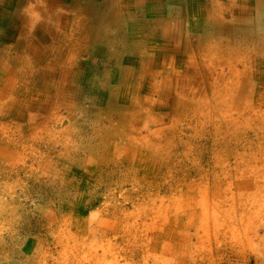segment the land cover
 Wrapping results in <instances>:
<instances>
[{
  "label": "bare ground",
  "instance_id": "1",
  "mask_svg": "<svg viewBox=\"0 0 264 264\" xmlns=\"http://www.w3.org/2000/svg\"><path fill=\"white\" fill-rule=\"evenodd\" d=\"M98 1L102 5L100 6L102 8L101 18H106V20L111 19L113 21L119 20L122 25L133 20L135 22L131 26V32L135 35L139 27V22L136 21L141 20L139 13L136 11L138 7L144 5L145 17L148 18L151 25L156 21L155 19L161 17L159 23L162 24L164 29L162 28V30L159 29L154 31L151 37L145 42L147 47L145 46L146 48L144 51L152 52L151 57L148 56L149 58H145V56H143L145 54L142 55L139 52V66L136 61V64L128 65V63L135 59L134 52L136 51L131 52L129 56L126 54L119 59L120 63L123 64V72H115L119 67H115L114 65L110 69V72L105 74L102 79H95L91 75L89 77V75L84 73L81 75V73L78 74L74 71L78 62L80 63L81 61L76 59L78 58L76 55H78L77 51L80 53L81 50L84 49V44H81L82 42L76 43L75 45L66 44L67 46L64 45L65 43L60 45H58L59 43H44L49 36L40 35L41 42L31 43L30 45L27 43V50H29V52L27 57L23 59L22 64L18 62V48L14 46L13 43L6 42L4 45H0V48L3 49H0V106L10 108L19 105L15 106V108L18 109L16 112L13 111L10 113L14 115L17 121L28 118L30 125L27 130L31 131L33 126L41 123L38 114L42 108L47 107V103L51 110L57 109L60 103L65 104L67 113H74L75 108L77 109L78 107L75 101L78 102V97L86 92L84 86L89 83H86L88 77L92 86L94 84L98 86L97 88L102 89L98 92L99 97H97L96 100H105V107L108 111L104 114V118L109 119L113 114L118 117L116 125L108 124L104 129L107 134L112 132L118 133L122 140L125 142L131 141L132 145L139 142L144 146L143 149L147 148L149 151L148 153L151 154L152 152H156V156L158 157L161 150L169 149L168 151H176L181 145L187 146L185 150H189L193 144V142L190 141V137L185 141H181V138L180 140L178 139L185 135V131L189 130L191 132L190 134L193 133L195 135L203 136L205 134L207 137L210 136L211 132L210 137L212 140L216 139V141H211V145L212 142L220 144L217 140L220 141L222 138L227 142L229 141V143H233L231 149L225 148L224 146V148L209 150L207 156L209 159H212V162H210V164L208 163L210 167L220 171L225 177H227V173L228 176L234 175L240 177L244 175L247 176V178L250 177L251 183H230L229 180L221 184L194 183L190 185V191L187 190L189 192L188 194L186 193L187 195L175 196L173 194L175 197H172V200L169 199V201H171H168L169 203L165 202L163 197L157 199L154 196L155 198L153 199L158 200L157 205L154 204V200L151 198L145 202L141 208L139 207L140 209L131 214L136 217L135 219L139 218L141 214L144 215V218L148 216L146 218L149 219V223L141 221L139 224H135L131 222L127 225V228L123 226L127 230L121 232V235L118 236L114 242L105 238V242L97 244L101 252L96 251L95 243L91 241L89 247H86V251L81 255V259L83 258L82 261H86L87 264H210V262L211 264H220V262L232 264L234 255L237 257L239 254L240 256H245V254L249 252L250 256H252L247 258V262H251L253 258L252 264H264V233L258 234V229L264 222H256L258 218L260 219V216L264 214V38H260L257 32H253V36H247L242 31L244 28H248V26L245 27L243 24H239V26L231 24L227 28L229 30L228 32L222 31L221 28L223 29V27L218 23L224 18L222 14V5L224 1L217 0L215 2H206L205 4H210L212 8V12H208L206 20V22H209L210 30L219 35L220 39L222 38L223 40H231L235 35L243 34V38H240V41L244 42V44L246 43L244 51L240 53L243 57L241 55V58H237L238 61L243 64L242 69L233 68L234 64H231L229 73H227V78H223V75H217L220 81V84H218L215 80L209 81V70L216 64L215 62L221 63V58H223L225 54H239L240 51L232 45H223L225 42H221V44L218 45L211 44V47L205 46L202 39L200 38L199 40V37L193 49L184 32V27L180 28V21L183 19L182 14L174 17L176 26H173L167 20L169 17L164 15L161 11L162 3L166 1L173 2L174 0ZM193 1V6L190 5L191 8H193V12L201 14V5L199 6V3L195 0ZM177 2L180 3L179 1ZM240 2H244V4L232 5V17L238 19L239 21H237L240 23V21L246 19L247 14L251 11V6H254L257 9V24L259 23L258 25L261 26L260 20L264 17V0H240ZM33 3L37 4L39 7L45 4L43 0H34ZM7 5H9V0H0V33L9 37L12 28L7 19ZM108 5H112V7H114L113 9H116L118 12H112V9L109 12L106 7ZM46 7H48L47 4L43 8L44 15L49 14L48 8ZM40 12L38 11L39 14ZM38 13H36V15ZM118 13L119 17L117 18L116 16ZM215 15L219 17L215 18ZM23 16H25V13ZM49 16L51 17V15ZM162 17L168 22L167 25L162 22ZM33 21H31V23ZM35 23L37 24L36 21ZM38 24L40 25V23ZM225 26L227 27V25ZM190 27L193 38V23ZM60 28H62V26ZM164 31L165 34L163 36L157 35V32L164 33ZM181 32L183 35L182 37L180 34ZM97 34L96 37L99 38L100 35ZM205 36L206 34H203V37ZM145 44H142V47ZM20 46L22 47V43ZM191 49L206 60L202 58L198 62L191 59V67L189 64H183L179 57H181L182 53L189 56ZM249 54L257 55V57L253 56V59L250 58L252 62H254L253 64L249 60ZM247 55L248 58H246ZM233 56L234 55H232V58ZM226 60L227 57L224 58L225 62ZM233 61H236V59ZM163 62H168L170 66L175 67L173 69L175 70L174 73L171 71H166L164 73L160 72L162 71L160 70V66ZM152 69L153 72H151ZM50 70L55 72H50ZM214 70L216 72L217 69ZM55 74L57 76H55ZM170 74L175 76L174 80H172ZM147 75H150V77L139 84V79H143ZM144 82L147 86H144ZM28 83H31L33 86L28 88L26 86ZM128 83H135L132 87L136 90L146 89L148 92L153 91L151 94H154L156 98L152 96L149 97L147 94V96L137 99L134 97V99L131 102L129 101L125 106L117 105L113 99H116L117 95L120 97L121 101L126 99V87ZM107 84L111 87L110 93L113 96H109L105 90L108 87ZM103 87H105V89ZM118 90H120L119 93H117ZM86 96L91 97L89 94ZM32 97H35V100H33ZM3 98H6V100H2ZM91 99L95 100V98L92 97ZM82 108L94 117L99 118V109H93V107L90 106ZM161 108H170L173 114L176 115L175 122L171 124L170 127H163L160 129L158 126L162 117L158 110ZM54 110L49 112L52 116H54V114H52ZM140 116L147 117L145 121H143L145 123L141 125L142 131H145L144 134L146 135L137 139L138 137L135 135H138V132H136L132 126L136 118L139 117L141 121ZM207 127H209L210 132L205 130ZM53 128L51 129L53 130ZM50 132L49 130V133ZM249 132H251L253 140L244 138V135L249 134ZM197 142L198 140L196 143ZM220 145H218V147H220ZM137 148V150H141L139 147ZM198 148H201L200 145ZM145 152L147 153V151L141 152L140 157L138 156L136 159H133L131 161L133 164L130 165L137 167L136 169H141L135 171V181L143 182L146 178H151L149 183H152V177L157 168L154 167V165L157 164V162H154L151 167L152 161H150L151 164L147 162L146 165L148 166L144 165L146 159H142V157L146 154ZM129 153H127L126 156ZM183 156L187 157L185 153ZM160 160L166 161V157H162ZM166 170L170 172V169ZM211 174L209 176H211ZM187 175H189V172ZM199 176L198 173V177ZM180 178L182 179V177ZM206 179L208 178L206 177ZM234 186L237 187V191H233ZM112 216H115V214L113 213ZM164 224L169 226L165 231H163ZM76 226H78V223ZM256 227L258 233L255 231ZM156 228L157 232H154V234L150 236L148 231H150V229L155 230ZM166 233L169 237L164 239L163 234ZM118 240L119 242H117ZM79 248L81 247L72 249L79 252ZM74 257H77L76 254H74ZM121 260L124 262H120ZM81 263L82 262L79 264Z\"/></svg>",
  "mask_w": 264,
  "mask_h": 264
},
{
  "label": "rangeland",
  "instance_id": "2",
  "mask_svg": "<svg viewBox=\"0 0 264 264\" xmlns=\"http://www.w3.org/2000/svg\"><path fill=\"white\" fill-rule=\"evenodd\" d=\"M177 1L180 2V0H174L173 2L166 1L165 3H162V5L169 3L171 6L166 12L164 11V15L169 17V19H167L169 22L171 21V18L180 15V10L184 12L186 10L189 11V6H193L194 4V1L193 4H189L188 1L181 4V8L176 9L175 5L180 4ZM195 1L199 3V6L204 5L207 9H210L209 13H211L212 8L210 4L205 3L210 1L215 2L217 0ZM223 1L222 14L224 18L218 23L223 27V29L221 28L222 31L228 32L229 30L227 28L231 24H243L245 27L248 26V28H244L242 31L247 36H253V32H257L260 38H264V17L260 20V24L262 25H258L259 23L257 24L256 21V7L251 6V11L247 14L248 17L246 16V19L239 23L238 19L232 17V5H240L242 2H240V0ZM243 4L244 2L241 5ZM206 8L204 9V12ZM26 13L34 15V12ZM198 17L199 16L194 13V18H192L194 31L191 47L193 49L196 45V40L199 37V40L201 38L205 46L211 47V44L218 45L221 44V42H225L223 45H232L240 51L239 54H225V56L221 58L223 63L215 62L216 64L214 63L215 65L209 70V81L215 80L220 84L219 76L217 75H223V78H227V73H229V67L231 64H234L233 68L236 67L237 69H242L243 64H241L237 58H241L242 54L240 53L244 51L246 43L244 44V42L240 41V38H243V34L235 35L231 40L220 39L219 35L210 30L209 22L204 20L205 17ZM216 17L219 16L215 15V18ZM225 25H227V27ZM203 34H206V36L203 37ZM7 40L9 39H3V37H1L0 45H4ZM142 44H145V42H142ZM146 45L147 44L143 47ZM125 49H128L126 54L130 55L132 52L130 50H133V47L128 46V48L126 47ZM142 51L143 49L141 52ZM138 53L139 51L134 52L135 59L128 63V65L134 64L136 61L139 66L138 59L140 55ZM144 54L145 55H142L145 56V58H149L151 57L152 52L146 51ZM231 54L234 55L233 58ZM235 54H238V57ZM253 56L257 57L256 54H249V60L251 62ZM18 57L19 64H22V54H18ZM225 57H227L226 62L224 61ZM179 58L182 60L183 64H189L190 67L191 59L198 62L202 58L204 59V57L192 49L189 56L182 53ZM246 58H248V55ZM234 59H236V61H233ZM111 62L113 64H111L109 60L101 65L99 69L100 60H97V63H99L98 69L90 74L86 73V75H89V77L91 75L95 79H102V77L105 76L104 72L106 67H110L111 69L115 63H119L120 61L117 59V61L112 60ZM80 63V68H83L81 69L82 75L85 68L87 67L86 69L89 70L91 68L90 66L95 63V60L91 63H86V61L82 59ZM253 63L254 62H252V64ZM174 68L175 67L170 66L168 62H163L160 66V70H162L160 72L164 73L166 71H171L174 73ZM110 69L107 73L110 72ZM214 69H217L216 72ZM50 72L55 71L50 70ZM151 72H153V69ZM170 75L172 80H174L175 76L172 74ZM55 76L57 75L55 74ZM148 77H150V75L145 76L143 79H139V84ZM86 80V83L89 82L84 86L86 92L78 97V102L75 101V104L78 105V107L77 109L75 108L74 113L68 114L65 108L66 105L60 103L57 109H52L54 110L52 113L54 116H52L49 113L52 110L50 109V106L48 107L47 103V107L42 108L38 114L41 123L33 126L31 131L27 130L30 125L28 118L17 121L14 115L10 113L13 111L16 112L18 109H16L15 106L19 105L10 108L0 106V264H79L80 262L87 264L86 261H82L83 258L81 259V255L86 251V247H89L91 241H94L96 251L101 252L97 247V244L105 242V238L114 242V240L121 235V232L127 230V225L131 222H134L135 224H139L141 221L146 223L150 222L149 219L146 218L148 216H145L144 218V215L141 214L139 218L135 219L136 217L131 214L135 213L136 210L140 209L141 206L151 198L153 199L156 197L158 199L159 197H163L165 202L169 203L171 202L169 199L172 200V197H175L176 195H187L189 193L188 191H190V185L194 183L221 184L226 183L228 180L230 183H251L250 177L247 178V176L244 175L240 177L232 175V177L228 176L227 173V178L220 171L210 167L209 164L212 162V159H209L207 156L209 150L224 148V146L225 148L231 149L233 142L229 143V141L227 142L222 138L220 141L217 140L220 144L222 143L221 145L214 142H212L211 145V141H216V139L212 140L210 137L211 132L209 127L205 129L210 132L209 137L205 134L203 136L195 135L193 133L190 134L191 132L188 130L184 132L186 137L184 135L178 138L179 140L181 138V141H185L190 137V141H192L193 144L189 150H185L187 146L181 145L176 151H168L169 149L161 150L158 157L156 156V152H152L151 154L148 153L149 151L147 148L143 149L144 146L139 142L132 145L131 141L125 142L122 140L118 133L112 132L107 134L104 129L108 124L116 125L118 117L113 114L109 119L104 118V114L108 111L105 107V100H96V98L99 97L98 92L102 89L97 88L98 86H95L94 84L92 86L88 77ZM133 84L135 83H128L126 87V99L121 101L118 95L116 99H113L117 105L125 106L129 101L131 102L134 97L137 99L147 96V94L149 97L152 96L153 98H156L154 94H151L153 91L148 92L146 89L136 90L132 87ZM145 85L147 86L144 82V86ZM26 86L30 88L33 85L28 83ZM103 88L105 89V87ZM106 89H109L107 90V93L110 96L111 87L108 86ZM119 92L120 90H118L117 93ZM87 94L92 98H95V100L86 96ZM32 99L35 100V97H32ZM2 100H6V98H3ZM87 106L93 107V109H99V118L94 117L82 108ZM158 112L163 117H161V121L158 124L160 129L163 127H170V125L175 122L176 115L173 114L172 109L161 108ZM140 118L141 121L139 120V117L136 118V121L132 126V128L134 127L133 129L138 132V135H135L138 137L137 139L146 135L144 134L145 131H142L141 125L145 123L143 121H145L147 117L140 116ZM51 128H53V130ZM49 130L51 131L50 133ZM204 136L206 137L203 138ZM244 138L253 140L251 132L245 134ZM197 140L198 142L196 143ZM199 145L201 148H198ZM218 145H220V147H218ZM137 147L141 150H137ZM143 151H147L142 157V159H146L144 165H146L147 162L150 163V161H152L153 163H150L151 167L154 162H157V164L154 165V167L157 168L153 174L152 183H149L151 178H146L143 182L135 181V171L141 169H136L137 167L130 165L133 164L131 161L138 156L140 157V153ZM127 153L129 154L126 156ZM184 153L187 157L183 156ZM160 156L163 158L166 157V161H161L160 158L162 157ZM166 169H170V172ZM187 171L189 172V175H187ZM198 173L200 178L198 177ZM210 174L211 176H209ZM180 177H182V179ZM206 177L208 179H206ZM235 187L236 186L233 187V191H237V187ZM157 199H153L155 205L158 204ZM113 213L115 216H112ZM256 222H264V214H262L260 219L258 218ZM77 223L78 226H76ZM167 224H164L163 231L169 227ZM255 231L257 232V227ZM154 232H157V228L155 230L150 229L148 234L152 236ZM258 232V234L264 233V223L261 224ZM163 237L166 239L169 236L166 233L163 234ZM117 242H119V240ZM75 247H81L79 248V252L74 251ZM74 254H76L77 257H74ZM249 256V252H247L245 256H240L239 254L237 257L234 255L232 264H252L253 258L251 262H247ZM120 262L124 261L121 260ZM220 264L228 263L220 262Z\"/></svg>",
  "mask_w": 264,
  "mask_h": 264
},
{
  "label": "crops",
  "instance_id": "3",
  "mask_svg": "<svg viewBox=\"0 0 264 264\" xmlns=\"http://www.w3.org/2000/svg\"><path fill=\"white\" fill-rule=\"evenodd\" d=\"M43 1L45 4L42 5V7H41V5L39 7L37 4L33 3L34 0H26V1L25 0H9V5H8V7H6L7 12H8V18L7 19H8L9 24H11L10 26L12 28V31L10 32L9 37L0 33V38L1 37H3V39L8 38L9 40H7V43H13L14 46H16L18 48L19 54H22L23 59H25L27 57V54L29 52V50H27V43H29V45H30L31 43L41 42L40 41V38H41L40 35L49 36L45 40L44 43H48V42H51L54 44L59 43L58 45L65 43L64 45L67 46V45H72V44L75 45L76 43L82 42L81 44H84L83 45L84 49H82L80 53L77 51L78 55H76V57L78 56V58H76V57L75 58L77 60L83 59L86 61V63H88V62L91 63L93 60H95V63L92 66H90L92 69L90 68L89 70H87L86 69L87 67H86L84 74H86V73L90 74L91 72H94V71H96V69H98L99 63H97V60H100V65H99V69H100V66L105 64L109 60H110V63L113 64L111 62L112 60L117 61V59H121L122 57H124L126 55V51L128 49H125V48L126 47L128 48V46L136 47L130 51H132V52H134V51L138 52L139 51L141 54H144L145 53V51H144L145 47H142V42H146V40L151 37V35H152V33H154V31L159 30V29L162 30V28H163L162 24L159 23L161 17H158L157 19H155L156 21L151 25L148 18L145 17L144 5H141L136 10L139 13V16L141 17V20L136 21V22H139V27H138L139 31L137 30V34L135 35L131 32V29H132L131 26L134 24L135 21L131 20L133 22L129 21V22H126L124 25H122L118 19H117L118 21H113L111 19L106 20V18L105 19L101 18L102 8L100 6H102V5L99 3L98 0H51V1L50 0H43ZM188 1H189V4H193V0H180V4L175 5L176 9L181 8V4L186 3ZM46 4L48 6V7H46V8H48V13H49L48 15H44V12H43V8L45 7ZM106 7L109 10V12L111 9H112V12L117 11L116 9H113L114 7H112V5H108ZM0 8H1V6H0ZM34 8H35V10H34ZM40 8L42 9V11ZM170 8H171V6L168 3L166 5L161 6V11H162V13H164V11L166 12ZM205 8H206L205 6L201 5V7H200V9L202 10L201 14H198L197 12H193V8H191V6H189V8H188L189 11L186 10L184 12L182 10H180V11L178 10L180 12V15L182 14V16H183V19L180 21V25H181L180 28L184 27V32L187 36L188 41H190V44L192 43V30L189 27L192 24V21H193L192 18H194V13H195V15H198L199 17H202V18L205 17L204 20L206 21L207 15H208V12L210 9L206 8V10L204 12ZM21 11L23 12V14ZM27 11L28 12H34V15L26 13ZM38 11L39 12L41 11L40 14L38 13ZM24 13H26L25 16H23ZM36 13H38V14L36 15ZM49 15H51V17ZM32 16L34 17V19ZM42 16H43V18H42ZM31 17H32V20H31ZM39 17H41V18H39ZM116 17L117 18L119 17V13L117 14ZM53 19H54V21H53ZM33 20H35L37 22V24ZM46 20L47 21L49 20L50 23H49V21L47 22ZM174 20H175L174 18H171L170 23H171V25L176 26V21H174ZM11 21H12V23H11ZM31 21H33V22L31 23ZM76 22H77V24H76ZM162 22L165 25H167V23H168L164 19V17H162ZM38 23H40V25ZM23 24H24V26H23ZM234 24L239 26V24H236V23H234ZM77 25H79V26H77ZM38 26H40V27H38ZM61 26H62V28H60ZM0 27H1V23H0ZM49 27H51V28H49ZM28 29H29V31H28ZM165 31H164V33L157 32V35L163 36L165 34ZM181 31H182V29H181ZM97 33L100 35L99 38L96 37ZM180 34L182 37L183 36L182 32ZM15 36L16 37L18 36V37L16 38ZM70 36H72V37H70ZM26 38H28L29 40ZM21 43H22V47L20 46ZM142 49H143V51L141 52ZM114 65H115V67H119L115 70V72H123L122 71V65L123 64H121L119 62V63H115ZM163 66H164V64H163ZM109 69H110V67H106L105 72H104V70H103V72L106 74ZM74 71H76L78 74L81 73L82 70L80 68V63H78V65L75 67ZM105 90L107 91L108 89H105Z\"/></svg>",
  "mask_w": 264,
  "mask_h": 264
}]
</instances>
